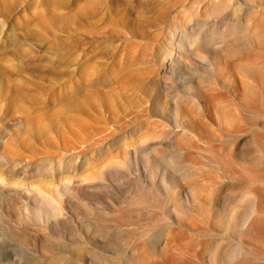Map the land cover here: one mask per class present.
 Masks as SVG:
<instances>
[{
    "label": "rangeland",
    "instance_id": "rangeland-1",
    "mask_svg": "<svg viewBox=\"0 0 264 264\" xmlns=\"http://www.w3.org/2000/svg\"><path fill=\"white\" fill-rule=\"evenodd\" d=\"M263 16L264 0H0V264H161L197 238L200 264L254 261L264 118L240 106L264 113ZM226 109L256 127L218 140Z\"/></svg>",
    "mask_w": 264,
    "mask_h": 264
},
{
    "label": "bare ground",
    "instance_id": "bare-ground-1",
    "mask_svg": "<svg viewBox=\"0 0 264 264\" xmlns=\"http://www.w3.org/2000/svg\"><path fill=\"white\" fill-rule=\"evenodd\" d=\"M262 39H263L262 41H264V38H262ZM263 46H264V43H263ZM258 59L260 60V58H258ZM261 63H263V61H261ZM255 66H257V65H255ZM260 67H262V66H260ZM257 69H259V68H257ZM260 70H262V69H260ZM259 74H261V73H259ZM249 100H250V98H249ZM226 103L225 104L221 103V104L226 105ZM228 104H229V102H228ZM223 105L220 109L223 108ZM240 108H241V111L239 110L240 112H242L244 110L245 112H248V113L252 112V113H255L256 115L262 116V118H264V113L261 110H259L258 104H256V101H251V103H250V101L246 100V103L242 104L240 106ZM236 113H237V110H236ZM241 114L242 113H239L238 114L239 117H238V115L233 116L228 109L222 111V118L224 121L222 120L223 123L220 122L222 124V125H220L221 126L220 129L222 130V133H220V132L218 133V140L223 141V138L225 136H232V135H234L237 132L242 131V130H250V125H253L256 127L257 123L256 124H250V121L245 119L243 116H240ZM263 123H264V120H263ZM215 135L217 136V134H215ZM209 137H210V135H209ZM214 137H215L214 135L211 136V139L215 140ZM205 149H206V151L212 153L214 155V157H216L217 168L220 172H223V173L232 172L231 167L229 165H226L223 162L222 157L220 156V154H218L216 152L215 147L212 144H208L207 147H205ZM263 152H264V150H263ZM262 182L264 184V174H262V175L255 174L254 176L250 175V185H253L254 183H262ZM198 185L199 184L194 183L193 186L190 187L192 192L190 190L189 191L192 194H194L195 192H197L196 187H198ZM254 215H255V218H253ZM234 221H235V215L234 214H231V216L228 215L226 222H225V229L227 230L226 233H230V234L233 233V229L236 226V224H234ZM205 222H206V220H203L201 218L199 219V221H193V222L191 221L190 222V228L188 229V231L190 230L191 231L190 233H193L196 236H205V233L207 232L206 228L204 227ZM214 223H216V222H214ZM222 225H223V222L218 226L221 227ZM250 227L255 228L256 236L254 238L250 237V245H249L248 237L245 238L243 241L244 245H248V247L250 248V257L252 256L253 260H254V261L250 260V264H264V208H260V209L252 211V213L250 215ZM208 233H209V230H208ZM204 245H205L204 240L197 238L195 243L192 244V246L190 248H188V250H187L188 253H185V251L181 250L180 247H177L176 245L173 246L171 244V242L168 241V243L165 245V247H169L170 250L171 249L175 250L176 253H175V255H173V254L170 255L171 258L166 259L161 264H200L199 252L196 249H194V247L201 249ZM242 257H243L242 258L243 261H241L237 264H248V262L245 260L246 257L244 255ZM143 263H145V262H142L141 264H143ZM225 263L220 259V257H216V256L212 262V264H225ZM231 263L232 262L228 261V264H231ZM234 264H236V263H234Z\"/></svg>",
    "mask_w": 264,
    "mask_h": 264
}]
</instances>
